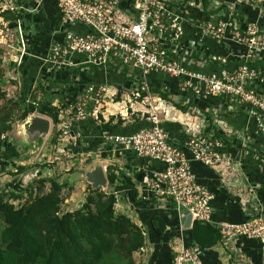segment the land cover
Instances as JSON below:
<instances>
[{"label":"built area","instance_id":"1","mask_svg":"<svg viewBox=\"0 0 264 264\" xmlns=\"http://www.w3.org/2000/svg\"><path fill=\"white\" fill-rule=\"evenodd\" d=\"M210 1L213 10L227 15L224 20L217 22L195 24L193 29L199 36V41L205 38L216 42L232 40L244 46L245 53L241 55V64L238 66L230 65L225 57L212 56L219 69L205 74L193 70L192 60L181 56L183 19L177 9L170 7L168 0H56L59 27L54 33L61 38L39 58L40 73L42 81L43 78L48 80V77L54 75L60 76L57 78L68 75L70 85L60 86L50 100L44 99L42 94L35 95L34 88L27 94V104H48L57 111L59 120L54 140L51 138L52 142L49 141L48 145L46 142L42 143L36 164L48 172L42 176L45 178L52 177L50 172L54 171L55 166L58 170L67 172V164L73 160L76 164V160L82 158L98 161L106 175L108 165H105V152L109 157L131 153L135 157L160 162L164 169L153 173L150 180L146 181L147 192L154 199L161 204L169 203L178 214H190L192 222L211 224L223 235L222 242H232L239 238L257 241L260 245L261 263L264 264V206H259L255 214L252 213L241 224L214 223L210 204L213 197L207 188L197 183L190 166V162L194 161L211 168L225 183L234 175L231 183L236 187L229 189L235 190L236 195L249 204L247 197L245 198L249 192L247 183L240 176L241 163L220 152L223 142L208 126V121L199 114L191 115L194 122L184 125L189 137L184 147L189 152L190 159L182 149L169 143L159 113L165 119L172 106L161 96L152 94L147 80L152 73L164 74L179 80L180 90L184 93L196 97H227L232 105L242 107L254 121V134L264 135V90L261 89L264 85V28L249 22L237 25L235 13L228 11L229 8H221L223 2ZM39 4H35V8L30 10L19 0H0V13H33L37 11ZM0 22L4 28L9 29L1 18ZM27 27L22 21H17L15 28L11 29L16 38L13 48L15 53L10 59L14 76L23 58L28 55ZM78 28L87 32H77ZM195 46L196 44H190L193 49ZM197 66L202 68L204 65L200 62ZM85 67L104 72L126 69L131 76L135 72L139 75L137 79L132 78L127 94L121 101L117 100L118 92H110L106 86L93 84H84L74 98H66L65 90L77 81L72 73L76 71L85 74ZM11 78L15 88L17 85L18 94L17 79ZM139 107L144 111H140ZM105 112L122 119L138 116L136 119L149 126L128 135L102 132L100 147L96 150L86 153L76 151L77 147L86 143L85 121L100 123ZM235 134L238 135L229 129L226 137ZM105 146L108 149L105 150ZM101 191L105 192V189ZM114 198V210L119 213L122 209L117 198ZM122 212L135 224L132 215L127 211ZM142 233L145 237L143 230ZM206 250L195 243L181 246L174 250L171 264H203ZM147 251L145 243L136 252L138 264Z\"/></svg>","mask_w":264,"mask_h":264},{"label":"crops","instance_id":"2","mask_svg":"<svg viewBox=\"0 0 264 264\" xmlns=\"http://www.w3.org/2000/svg\"><path fill=\"white\" fill-rule=\"evenodd\" d=\"M168 1L170 7L177 9L178 14L183 19L184 34L180 41L181 56L183 55L192 60L193 66L191 68L193 70L205 74L217 71L219 69L218 64L211 58L212 56L225 57L232 66L241 64V55L245 53L244 46L232 40L216 42L205 38L199 41V36L193 29L194 25L200 22L224 20L227 13L213 10L212 1L210 0H206L208 3L207 8L203 7L201 1ZM219 1L223 2L221 8H229L228 11L235 13L234 20L241 18L243 20L242 24L245 22L256 23L264 28V0H254L253 2L249 0ZM35 4H39L37 11L33 13L24 12L25 18L22 23L28 26L26 32L28 55L24 57L23 64L21 63L22 65L19 67V71L17 70L15 77L19 91L24 84H27L29 85V93L34 88L35 95L39 93L43 95L44 99L50 100L58 92L60 86L70 85V76L66 75L65 77V75H62L61 78H57L60 76L54 75L48 77V80L43 78L42 81L41 79V62L39 58L61 37L56 36L54 33L59 24L56 0H33L27 5L28 9H34ZM236 24L239 23L236 22ZM77 32L86 33L87 31L78 28ZM191 43L196 44L194 49L190 47ZM200 62L204 65L202 68L197 66ZM262 66H264V62ZM30 71L34 74L32 79L27 77L29 73L32 75ZM85 72V74L76 71L72 73L73 78L75 80L77 78V81H74L75 85L68 86L69 89L65 90L64 96L66 98H74L84 84H93L106 86L110 92H118L117 100L124 99L123 97L127 94L132 78L137 79L139 75L138 72H135L131 76L126 69L104 72L100 69L85 67ZM147 80L152 94L161 96L167 104L172 106V109H168L169 115L165 119L159 113L160 118L163 117L161 119L163 121L162 128L167 134L169 143L182 149L187 158L190 159L189 152L184 147L189 138L184 125L194 122L190 118L191 115H194V113L199 114L206 121L210 119L208 126L213 129L217 138L223 142L220 152L241 163L240 176L247 183L249 192L245 195V198L247 197L249 204L240 199L235 190L229 189L232 186L236 187L231 183L234 175L225 183V180L220 178L217 172L211 168L194 161L190 162V166L197 183L207 188L213 197L210 203L213 222L230 224L245 222L252 213L255 214V210L259 206H264V135L254 134V121L245 113L242 107L232 105L227 97H196L190 93H184L180 90L179 80L164 74L152 73ZM37 85L42 86L45 93L41 92ZM261 89L264 90V85L261 86ZM177 105L184 108L185 112L178 109ZM139 109L142 112L144 111L140 107ZM137 117L128 116L126 119H122L119 116L114 117L109 112H105L100 123L93 120L85 121L84 142L86 143L81 144L79 148L77 147L76 151L86 153L100 147L102 132L99 127L109 121H112V125L121 121V126L114 133H105L113 135L133 133L141 125V122L136 119ZM229 129L238 135L226 137ZM106 149L108 147L105 146ZM105 165H108L106 179L108 175L116 177L114 184L108 186L107 183L105 191L117 198L122 211H127L132 215L135 225L140 226L145 233L148 251L142 256L140 264H171L174 250L193 243L188 233L194 222L191 221L190 228L185 229L186 214H178L172 205L159 203L147 192L146 181L150 180L153 173L162 171L164 165L148 158L135 157L131 153L109 157L106 152ZM84 184L81 186L78 184L73 185L75 192L72 191V195L64 200V204L68 205L66 209H77L81 206L89 188V184L87 185L85 182ZM62 209L64 210V206ZM156 218L162 219L165 223L162 236L152 231L151 223ZM220 235V242L205 251L202 259L203 264H262L260 245L257 241L239 238L232 242L227 240L222 242L224 241L222 240L223 235L221 233Z\"/></svg>","mask_w":264,"mask_h":264},{"label":"trees","instance_id":"3","mask_svg":"<svg viewBox=\"0 0 264 264\" xmlns=\"http://www.w3.org/2000/svg\"><path fill=\"white\" fill-rule=\"evenodd\" d=\"M30 1L33 0H22L21 4L27 7ZM187 1H201L204 8L208 6L206 0ZM0 18L13 30L25 16L22 11H3ZM237 22L241 25L243 20L238 18ZM2 64L0 49V86H5ZM33 76L27 74L28 78ZM28 86L18 89L17 98L6 97L0 89V173L12 179L28 171L22 165L28 158L10 139L15 124L33 113L49 118L55 127L59 121L57 111L48 104L26 103ZM37 87L45 93L42 86ZM177 108L185 112L178 105ZM140 124L135 131L149 126L146 122ZM120 126L121 121L115 125L109 121L101 124L99 130L114 133ZM115 180V176L108 175V186ZM67 187L66 182L52 177L32 179L22 188L9 184L0 187V264H138L135 254L145 245V237L128 215L115 212L114 196L89 186L81 206L65 211L62 191ZM151 224L152 231L162 236L164 221L156 218ZM188 234L193 243L204 249L214 247L221 239L214 226L197 221Z\"/></svg>","mask_w":264,"mask_h":264},{"label":"rangeland","instance_id":"4","mask_svg":"<svg viewBox=\"0 0 264 264\" xmlns=\"http://www.w3.org/2000/svg\"><path fill=\"white\" fill-rule=\"evenodd\" d=\"M59 27V24H58ZM0 49L2 50V69L4 70V80L5 86H0V89L2 91L6 92V97L8 98H17V85L16 88L14 87V81L12 82V78H15L13 75V69L10 67V62L12 59V55H14L15 51H13V48L16 44V38L14 35V32L10 29L4 28V26L1 25L0 22ZM37 116H41L36 113ZM161 116V115H160ZM45 117V116H42ZM47 118V117H46ZM163 118V117H162ZM160 118V119H162ZM24 123V122H23ZM22 122H17L15 124V128L10 134V139L13 141V143L17 146L19 149V152L24 156L28 158V161L22 162V165L27 167V170L23 176H19L16 179H12V177H9V175H4L0 173V187L9 184L10 186H19L22 188V186L25 185V183H28L32 179H38L42 176H45L48 174V172L45 169H40V166L36 164V159L38 155V151L33 152L32 148L26 147L24 144H22L23 138L18 134L20 126L23 124ZM56 133V127L52 124L50 126V132L48 139H45L44 142L49 144L50 139L52 136H54ZM74 161V160H73ZM73 161H71L69 164H67L66 168H69V171L65 172L63 170H58L55 166L54 171L50 172V175L52 178L57 179L59 182H66L68 187L62 191V198L63 203L64 200L69 196L72 195V191H74L75 184L83 185L84 182L86 183L84 179V173L87 171L92 170L95 166L99 165L98 161L94 160H86V158L78 159L76 160L77 163L74 164ZM38 171L36 174L35 172ZM6 173V172H5ZM74 185V186H73ZM85 185V184H84ZM88 185V183H87ZM89 187V186H88ZM80 204V203H79ZM78 204V205H79ZM64 210L68 211L69 209H66L68 205L63 204ZM76 209V208H71ZM70 209V210H71Z\"/></svg>","mask_w":264,"mask_h":264},{"label":"water","instance_id":"5","mask_svg":"<svg viewBox=\"0 0 264 264\" xmlns=\"http://www.w3.org/2000/svg\"><path fill=\"white\" fill-rule=\"evenodd\" d=\"M51 122L49 119L41 116L30 115L25 122L20 126L18 134L23 138L22 144L32 148L33 152L38 151L48 137L50 132ZM86 183L92 189L104 190L107 185V179L99 165L92 170L84 173ZM184 228L189 229L191 225V215L186 214Z\"/></svg>","mask_w":264,"mask_h":264}]
</instances>
